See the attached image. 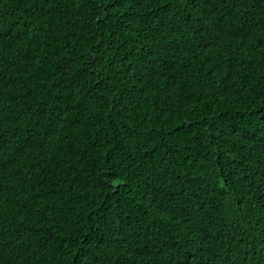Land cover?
Instances as JSON below:
<instances>
[{
  "label": "trees",
  "instance_id": "trees-1",
  "mask_svg": "<svg viewBox=\"0 0 264 264\" xmlns=\"http://www.w3.org/2000/svg\"><path fill=\"white\" fill-rule=\"evenodd\" d=\"M113 3L0 0V264H264V0Z\"/></svg>",
  "mask_w": 264,
  "mask_h": 264
},
{
  "label": "snow or ice",
  "instance_id": "snow-or-ice-1",
  "mask_svg": "<svg viewBox=\"0 0 264 264\" xmlns=\"http://www.w3.org/2000/svg\"><path fill=\"white\" fill-rule=\"evenodd\" d=\"M47 3H49V0H40V7H44ZM121 5L128 3V0H120ZM113 7H116V3L114 0L113 3ZM201 25H205V21L203 19L198 21ZM259 24H256V27H259ZM208 27V26H205ZM216 27V25H211V28L214 29ZM218 35V34H216ZM214 38V34L210 32L209 35V39ZM141 47H143V45H141ZM153 55H155V53H153ZM152 67H154L153 63L151 62L150 57L146 60V70H150ZM260 134L261 136H264V127H261L260 129ZM262 143H264V140L261 141ZM41 147H43V145H41ZM262 156H264V152L261 153ZM147 181L149 183L152 182V174L150 173L147 177ZM153 196L155 195L154 193L152 194ZM148 198V197H146ZM164 209L161 208L160 211H163ZM174 211V209H173ZM191 208H187L186 209V214L187 215H191ZM117 227V232L120 233V235L122 236V239H120L118 242L120 243L121 247H123L124 244L128 243V238L127 235H125L126 229L123 226H116ZM154 243V242H153ZM179 247V245H178ZM262 248H264V245L261 246ZM100 251H102V248L99 249ZM147 254L148 256H152L153 260H154V264H161V258L167 257L168 253L166 251V246H156L154 251L151 247L146 248L144 252H141L140 255L143 256ZM252 255H261L262 257H264V251L258 252L256 250H253ZM115 255V254H114ZM170 259V257H169ZM229 259H231V257H229ZM115 264H132V259L129 256H123V255H119L117 256V259L115 261Z\"/></svg>",
  "mask_w": 264,
  "mask_h": 264
}]
</instances>
